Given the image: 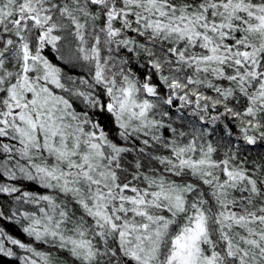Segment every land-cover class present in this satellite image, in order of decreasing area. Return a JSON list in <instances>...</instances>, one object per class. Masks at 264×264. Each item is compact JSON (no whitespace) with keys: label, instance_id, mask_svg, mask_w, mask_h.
<instances>
[{"label":"snow or ice","instance_id":"obj_1","mask_svg":"<svg viewBox=\"0 0 264 264\" xmlns=\"http://www.w3.org/2000/svg\"><path fill=\"white\" fill-rule=\"evenodd\" d=\"M0 264H264V0H0Z\"/></svg>","mask_w":264,"mask_h":264}]
</instances>
